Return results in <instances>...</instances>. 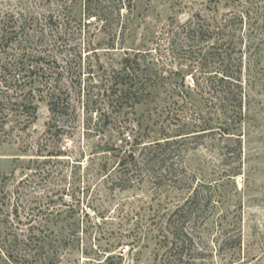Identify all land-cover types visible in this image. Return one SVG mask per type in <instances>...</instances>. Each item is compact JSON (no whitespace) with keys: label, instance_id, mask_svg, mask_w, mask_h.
<instances>
[{"label":"rangeland","instance_id":"374dc122","mask_svg":"<svg viewBox=\"0 0 264 264\" xmlns=\"http://www.w3.org/2000/svg\"><path fill=\"white\" fill-rule=\"evenodd\" d=\"M86 1L0 0V264H264V0Z\"/></svg>","mask_w":264,"mask_h":264},{"label":"trees","instance_id":"16d2710c","mask_svg":"<svg viewBox=\"0 0 264 264\" xmlns=\"http://www.w3.org/2000/svg\"><path fill=\"white\" fill-rule=\"evenodd\" d=\"M89 4V9H90V5H92L93 3H99L100 0H87L86 1ZM90 11V10H89ZM91 17H96V14L90 13L88 14ZM99 19L102 20L101 17H99ZM6 28H10L12 29L14 26L11 25L9 22L5 25ZM13 34V35H12ZM10 37H3L4 39V43L2 44L0 43V45L2 46H7L6 48H4L0 53L7 51V49H10V46L12 47L13 45H16V43H19L17 40V35L14 34V32L12 33ZM19 48L16 47V49H20L21 46H18ZM228 47L226 46H218L216 48V54H213V59L216 60V63L218 64L219 68H218V73L220 74V78L216 80L215 84H211L213 87V89H215L216 93L219 95L220 100L224 103V104H230L234 105V103L238 102V111L241 114V110H242V96H243V88H242V80H241V73H242V62L241 60L236 64L235 59H233L232 57V52L228 54ZM10 54V52L8 53ZM8 54H6V58L7 59H12L10 58L11 56H8ZM12 55V54H10ZM209 58V56H207ZM8 61H6L5 63L1 64L2 62L0 61V70L1 73H4L5 75L8 72H12L13 75L15 76L17 73H21L23 70L20 67L22 63H24L23 61H19L16 65L13 66V64L11 63H7ZM7 63V64H6ZM132 62L128 59H125V62L123 63L122 66V70H121V75L124 76V78L126 79L125 81V85H129V87L131 88L133 86V80L130 77L132 72ZM234 68H236L238 71L234 72ZM239 74V76H235V74ZM11 74V73H10ZM51 81V80H49ZM53 81L54 83H56V79L54 80V78H52V82H47V85L49 84V91L50 92V110L51 113L53 115V118L55 119V123L57 124L59 122V120H61L64 117V113H66L65 111L70 107V103L68 101V99H63L61 98V88L58 87L57 88H53ZM210 88V86H209ZM57 91V92H56ZM116 92H119V94L124 93V90H117ZM236 97V98H235ZM230 119V118H229ZM54 128H57V125L53 126ZM52 128V126H51ZM57 133V132H56ZM191 133V132H190ZM189 133V134H190ZM178 137H181L182 135H177ZM169 145V144H168ZM241 150V147L239 148ZM42 156H46V157H52V156H58V154H54V152H47V154H42ZM200 193L199 190L196 188L191 197L185 202L184 205H182L181 207H179L173 215V218L175 217L176 220L174 223H178L181 224V231L184 230V225H185V220L187 218L188 214H192L194 212V209L198 208L201 206V199H200ZM206 206L207 208H209V205L212 202V196H207L206 198ZM175 224V225H176ZM186 241H183V244H185ZM240 245V244H239ZM1 247V246H0ZM2 249V247H1Z\"/></svg>","mask_w":264,"mask_h":264}]
</instances>
